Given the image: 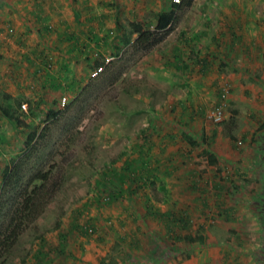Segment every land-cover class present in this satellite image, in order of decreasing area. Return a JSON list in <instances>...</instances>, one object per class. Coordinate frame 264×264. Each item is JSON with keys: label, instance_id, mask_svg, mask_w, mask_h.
I'll return each mask as SVG.
<instances>
[{"label": "rangeland", "instance_id": "1", "mask_svg": "<svg viewBox=\"0 0 264 264\" xmlns=\"http://www.w3.org/2000/svg\"><path fill=\"white\" fill-rule=\"evenodd\" d=\"M47 1L49 0H41L39 6L42 13L34 14L35 17H49L50 13L46 10L49 4ZM150 2L151 0L142 1L143 7H134L131 13L124 16L121 14V11L122 13L124 11V7L121 8L122 2L116 0V13L123 21L127 22L129 18H133V21L142 24L143 28L152 29L153 11L146 9V5ZM201 2L204 3L203 0H189V4L179 11L178 20L161 31L160 40L148 50L122 45L120 32H115L111 39L103 42L100 50L95 54L100 61V67L96 68L93 62L97 58L94 59L93 53L88 52L87 56L92 60V70L87 72L78 88L69 95L48 92L47 96H50L48 108H45V104H39L38 99L34 107L36 119L31 120L30 124L19 112L26 109V103L24 107L21 105L9 107V110L18 114L22 121L19 130L22 133H26L27 127H30L31 131L46 126L44 139L37 150L25 160L24 171L20 178L21 184L32 171L42 169L51 172L52 178L59 182V189L54 192L43 212L21 230L11 249L0 256V264H32L33 252L42 236L47 240L45 246H42L47 253L39 264L55 262V264H66V257L69 260L68 264H88L86 255L82 254L83 257L78 255L79 251L75 247L79 246V241L85 239L81 236L79 227H82L84 221V225H90L87 220L94 213L95 207L101 210L100 207L110 202L108 191L111 189L108 188L109 184L103 177L105 167L112 164L118 167L123 160L121 153L123 151L128 153L133 140L140 141L143 138L154 140V143L158 140L167 142L171 150L175 152L179 148L183 155L188 156L190 151L201 149L192 147L193 149L186 150L190 140L198 139L199 129L191 130L187 125L177 124L167 113L176 100L183 99L191 92L190 83L185 77V74H188L190 61L186 59L181 66L179 55L178 57L175 55V49L191 43L187 42L191 41L188 35L181 39L183 36L180 34L183 31L187 34L190 18H207L206 5H200ZM238 2L243 3V7L239 8L240 12H243V18H264V1L261 4L256 0ZM155 4L158 2L155 1ZM212 7L208 9L209 16L218 18L220 15L217 14L218 6ZM224 8L227 12L234 13V7L224 6ZM103 9L107 10L108 18L115 16L113 12L110 16L112 8L109 6ZM78 10L80 12L82 8L79 6ZM89 10L93 11V6ZM2 11L0 2V13ZM24 16L30 17L28 14ZM135 36L131 34V40ZM114 47L121 49L117 55L110 53ZM62 98L64 101H61ZM210 99L211 101L202 108L205 115L220 103L214 106V96ZM0 102L5 104L1 94ZM47 110H57L58 114L54 119L46 118ZM4 122L5 120H0V127H4ZM6 126H9V123ZM257 130L256 126L253 133ZM165 132L172 136L167 137L164 135ZM258 132L255 137L258 136ZM151 134L153 136H150ZM10 139L15 143V150L10 154L4 152V160L1 159L3 155L0 152V180L4 166H8L10 158L17 156L22 148V146L17 147L18 137L11 135ZM250 143L249 141L244 149L243 146L241 147L246 150L248 166H251L249 168L241 167L240 163L243 162L245 154L238 152L233 156V162L228 158H222L220 165L217 166L218 172L217 169L210 168L202 174H194L195 178L191 181L190 187L189 179L180 177L178 180L179 177L175 175L169 177L156 171V179L141 190L149 192L157 203L158 199L162 200L160 206L169 205L174 191H184L181 192L184 196L177 195L175 199L188 201V204L192 203V200L187 196L190 197L192 194L187 195L186 191L189 189L188 192L197 194L200 198L195 199L197 201L195 205L202 206L204 211L200 210L192 219L193 224H200L205 218L203 221L206 229L205 242L184 244L174 249L172 248L175 247L172 244L174 241L169 242L171 246L168 245L163 232H158L162 230L158 227V223L154 224L155 229H153L152 225H147L142 217L139 223L144 224L146 228L140 233L141 246H136V249L130 252L126 250V246L115 245L114 241L120 235L115 237L114 233L113 236L105 238L110 246L105 247L102 246V242H95L94 227L89 234H85L87 237L85 242L96 252L101 250L102 253L106 249L107 253L103 254L102 261L104 264H264V175L256 168L259 159L255 141H252V145ZM252 147L255 148V157ZM113 159L118 161L113 163L111 162ZM188 163H180L179 170L175 173L181 174L188 170ZM243 164L245 165V161ZM221 171L226 172L228 178L222 180ZM168 197L165 203L164 200ZM201 199L204 202L200 203ZM127 203V197L121 199L118 196L111 205H127ZM187 203L183 204L188 205ZM55 219L59 220L56 227ZM72 225L75 226L74 229L70 228ZM59 230L66 233L62 244L58 246L61 249L51 248V244L55 245L59 242ZM93 259L95 260L91 263L97 264V258Z\"/></svg>", "mask_w": 264, "mask_h": 264}, {"label": "crops", "instance_id": "2", "mask_svg": "<svg viewBox=\"0 0 264 264\" xmlns=\"http://www.w3.org/2000/svg\"><path fill=\"white\" fill-rule=\"evenodd\" d=\"M134 1L121 0V8L124 7L123 13L121 11L122 15L131 13L134 7H143L144 4L141 3L144 0H137L136 4ZM155 1L158 4L154 5ZM203 1L204 3L201 2L200 5H206L207 18H190L187 34L184 31L180 34L183 36L181 39L188 35L191 41L187 42L191 43L175 49V55L177 57L179 55L181 66L186 59L190 61L188 74H185V77L188 78L191 92L183 99L176 100L167 113L177 124L187 125L191 130L199 129L198 139L193 138L197 145L189 144L186 150L193 149L192 147L202 149L204 146V150L213 153L217 161L215 165L203 164L199 169L195 161L200 150L190 151L189 156L183 155L179 148L175 152L171 150L166 142L158 140L154 143V140L146 139L147 144L142 147L145 153L139 155L134 147V152H131L129 157L136 161L135 167L140 165L139 161L142 159L144 175L151 182L156 179V171H160L165 176L175 175L179 177L178 180L180 177L189 179L190 187L191 181L195 178L194 174H202L210 168L217 169L222 158H228L233 162V156L238 152L245 154L242 159L245 165L241 162V167L249 168L251 166H248L244 146H248L249 141L252 145L253 136L255 137L258 131L264 129V18H243V12L239 10L243 7V3L240 4L239 0ZM256 1L261 4L264 0ZM0 2L3 10L0 13V94L5 101L4 105L8 107L26 103V109L19 112L23 114V118L28 119L27 123L30 124L31 120L36 119L34 107L38 99L39 104H45V108H48L50 99V96H47L48 92L69 95L86 77L85 48L90 52L93 50V54H96L104 42L102 38L111 39L112 35L118 32L114 29L115 16L108 18L107 10L103 9L109 6L112 8L110 16L113 13L116 15V0L110 2L107 0H49L46 8L50 13L48 18L39 16L36 18L37 16L34 15L42 13L39 6L42 3L41 0H0ZM168 2L167 0H151L150 4L145 5L146 9L153 11V16L157 11L167 10L172 0ZM79 6L82 8L80 12ZM92 6L93 11L89 10ZM212 6H218L217 14H220L218 18L209 16L208 9L213 8ZM224 6L234 7V13L227 12ZM24 14L30 17L27 18ZM129 20L133 21V18ZM45 57L49 60V67L45 65ZM224 86L227 89L223 97L224 111L220 121L214 122L202 112V108L211 101V96H214V106L218 104L221 88ZM233 110L236 125L232 128L230 136H223L221 121L222 123L226 121ZM0 120H5L4 127H0V152L3 155L1 159L4 160V152L10 154L15 150V143L11 141L10 136L18 137L17 147L20 148L30 127H27L26 133H22L19 131L21 128H16L1 114ZM8 123L9 126H6ZM256 126L258 130L253 133ZM149 128L152 129L151 126ZM140 142L144 141L133 140L131 145L140 147L142 146ZM252 149L255 157V148L252 147ZM171 155L174 157L171 158ZM114 160L118 161L113 159L111 162ZM186 162H189L188 170L176 174L179 164ZM122 163L123 160L118 167L112 164L116 175L112 176L108 188L118 194L115 196L121 199L127 197L128 203L127 205H111L112 202L115 203V199L111 198L108 204L100 207L101 210L95 207L94 213L87 220V223L94 227L95 242H102V246L105 245V247L110 246L111 244H108L105 238L113 236L114 233L115 237L120 235L114 241L115 245L126 246L129 252L136 249V246H141L140 233L146 228L144 224L139 223L141 217L147 225H152L153 229H155L154 224L158 223V227L162 229L158 232H163L168 245L171 246L169 242L174 241L172 243L175 245V247L172 246L174 249L184 244L199 242L194 237L198 231L206 235L205 222H203L205 218L200 217L203 218L202 222L193 224L192 218L196 217L197 212L199 214L200 210L204 211L202 206L195 205L197 203L195 199L200 198L197 194L188 192L189 189L186 191L187 195L192 194L190 197L187 196L192 200V203L188 204V201L175 199L177 195L184 196L181 193L184 191H174L169 205L160 206L162 200L158 199L157 203L149 192L131 189L127 186L128 181L123 183L122 176L116 173L119 172ZM220 173L222 180L228 178L226 172ZM160 176L161 174L158 177ZM168 199L169 197L164 202L166 203ZM201 202L204 201L201 199ZM70 228L74 229L75 226L72 225ZM84 228L81 236L86 239L85 234L89 233H85ZM187 232L192 235L189 240L177 238ZM85 239L79 241V246L75 247L79 251L77 254L86 255L88 264L94 262L93 258H97V264L101 263L104 260L103 254L107 253L106 249L102 253H100L101 250L96 252L91 245H87ZM173 259L175 261L174 256ZM65 260L68 264V257Z\"/></svg>", "mask_w": 264, "mask_h": 264}, {"label": "trees", "instance_id": "3", "mask_svg": "<svg viewBox=\"0 0 264 264\" xmlns=\"http://www.w3.org/2000/svg\"><path fill=\"white\" fill-rule=\"evenodd\" d=\"M181 1V2H180ZM189 4V0H178L172 1L167 10H160L153 14V28L145 29L142 24L135 21H123L120 15H115L114 18V29L120 32L122 45H131L140 50H148L154 44L160 40V32L167 29L171 24H173L179 16V11H182L184 7ZM38 18V16L36 17ZM135 34V38L131 40L130 35ZM105 41V37L102 38ZM87 41V40H86ZM84 41V42H86ZM87 43V42H86ZM89 45V44H86ZM85 58H86V68L84 72L87 74L88 71L92 70V60L87 56L88 51L85 48ZM120 47H114L110 53L117 55ZM93 53L91 50L90 54ZM99 55V54H98ZM94 59L93 63L96 68L100 65L98 57L93 54ZM93 59V58H92ZM45 65H49V60L47 57L44 59ZM100 67V66H99ZM63 90V89H62ZM221 97V92H220ZM235 111H231L229 118L222 123L221 121V135L230 136L232 128L236 125L234 118ZM0 114L7 119L8 122L12 123L16 128H21L22 121L18 117V114H15L13 111L9 110L7 105L0 104ZM58 114V111L47 110L46 115L49 119H54ZM46 135V126L43 125L39 130L29 131L22 143V148L20 153L14 158H10V163L8 166H4L3 175L0 180V256H3L8 252L11 247L17 241L20 232L25 228L32 220L37 218L47 206L48 202L53 197V194L57 189H59V182L56 179L52 178L50 171H44L42 169L32 171L26 181L21 184L20 178L21 174L24 171L25 160L29 157L30 154L34 153L40 142L44 139ZM148 135V134H147ZM167 137L172 136L170 133L164 134ZM258 136L254 137L255 144L257 146V157L259 162H257L256 168L264 175V130H261L257 134ZM164 137V136H163ZM186 139H189L186 137ZM142 141V140H141ZM144 142H140L142 146L131 145L129 147V155L125 151L121 153L123 158V163L120 167L118 175H121L123 178V183L128 181L127 186L131 187L134 190H143L146 186L151 184L145 175H144V163L142 159L139 161V166L135 167L136 161L130 158L131 152H134V147L137 150L139 155H142L144 152V147L146 143V138H143ZM167 143V142H166ZM191 146L197 145L196 140H190L189 143ZM125 156V157H123ZM130 156V157H129ZM174 155H171L173 158ZM216 157L213 153L207 152L204 148L200 149L197 154V159L195 161L197 168H201L203 164L215 165ZM115 160L113 161V163ZM113 171L115 168L111 166H106L104 170L103 177L105 182L110 184L112 181V176L116 175ZM148 177V176H147ZM36 181V182H34ZM119 193V192H118ZM118 195L114 191H108V199H116L115 196ZM6 205V206H5ZM5 206V207H4ZM262 206V205H261ZM59 220H54V226H58ZM85 225L83 224L80 227L81 231ZM85 233H89L87 227L84 228ZM66 233L62 230L58 231V244H51V248L61 249L59 244H62L63 238ZM192 237L190 233H184L182 236H177L178 239L189 240ZM194 237L197 241L203 243L205 242V235L200 231L196 232ZM47 243L46 237L42 236L41 241L38 243L37 248L33 252V263L39 264L42 260V257L47 253V250H43L42 246H45ZM70 254V253H69ZM99 264H104L103 262Z\"/></svg>", "mask_w": 264, "mask_h": 264}, {"label": "built area", "instance_id": "4", "mask_svg": "<svg viewBox=\"0 0 264 264\" xmlns=\"http://www.w3.org/2000/svg\"><path fill=\"white\" fill-rule=\"evenodd\" d=\"M174 1L177 2L178 0H174ZM226 92H227L226 87L225 86L222 87L221 88V98H220L219 105H217L215 108H213L209 114H207V116L209 118H211L214 122L220 121V118H221V115H222V111H223L222 107L224 105L223 97H224V94H226ZM61 101H64L63 98L61 99ZM21 107H24V104H21ZM85 227H87L89 231L93 230V227L88 225V224L85 225Z\"/></svg>", "mask_w": 264, "mask_h": 264}]
</instances>
